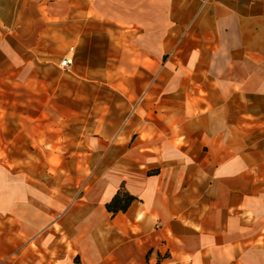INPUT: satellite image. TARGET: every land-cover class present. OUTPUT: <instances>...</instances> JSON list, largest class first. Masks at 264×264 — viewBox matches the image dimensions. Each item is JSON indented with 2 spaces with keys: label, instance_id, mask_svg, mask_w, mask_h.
Wrapping results in <instances>:
<instances>
[{
  "label": "crops",
  "instance_id": "0c3cea01",
  "mask_svg": "<svg viewBox=\"0 0 264 264\" xmlns=\"http://www.w3.org/2000/svg\"><path fill=\"white\" fill-rule=\"evenodd\" d=\"M134 2L175 19L174 56L141 75L126 125L94 137L85 190L55 222L61 238L47 234L37 251L51 264L59 249L69 264H264V0H126L127 11ZM7 29L0 80L34 81L35 59L18 51L38 49L36 28L29 43ZM121 189L135 200L114 214L106 204Z\"/></svg>",
  "mask_w": 264,
  "mask_h": 264
},
{
  "label": "rangeland",
  "instance_id": "374dc122",
  "mask_svg": "<svg viewBox=\"0 0 264 264\" xmlns=\"http://www.w3.org/2000/svg\"><path fill=\"white\" fill-rule=\"evenodd\" d=\"M133 4L132 13L126 0H0L8 12L0 11V27L16 30L6 40L34 41L35 28L39 37L37 50L18 51L35 59L36 79L0 80V264H51L36 241L61 238L54 224L85 190L94 137L124 127L141 106V75L156 76L173 58L175 19L144 17L141 3ZM71 49L73 65L65 70L60 64ZM4 58L0 78L10 69ZM41 212L43 221L26 223ZM55 255L56 264H69L61 249Z\"/></svg>",
  "mask_w": 264,
  "mask_h": 264
},
{
  "label": "trees",
  "instance_id": "16d2710c",
  "mask_svg": "<svg viewBox=\"0 0 264 264\" xmlns=\"http://www.w3.org/2000/svg\"><path fill=\"white\" fill-rule=\"evenodd\" d=\"M134 200H135L134 196L130 195L128 192L121 189L106 204V209L114 214L120 211L125 212Z\"/></svg>",
  "mask_w": 264,
  "mask_h": 264
},
{
  "label": "built area",
  "instance_id": "2783aa9c",
  "mask_svg": "<svg viewBox=\"0 0 264 264\" xmlns=\"http://www.w3.org/2000/svg\"><path fill=\"white\" fill-rule=\"evenodd\" d=\"M73 50L71 49L72 53L66 55L63 60L61 61V68L65 69V70H70L72 65H73V61H74V57H73Z\"/></svg>",
  "mask_w": 264,
  "mask_h": 264
},
{
  "label": "bare ground",
  "instance_id": "6f19581e",
  "mask_svg": "<svg viewBox=\"0 0 264 264\" xmlns=\"http://www.w3.org/2000/svg\"><path fill=\"white\" fill-rule=\"evenodd\" d=\"M44 216H46V213L43 212L39 213V216H34L31 214L26 223L32 227L35 222L43 221Z\"/></svg>",
  "mask_w": 264,
  "mask_h": 264
}]
</instances>
